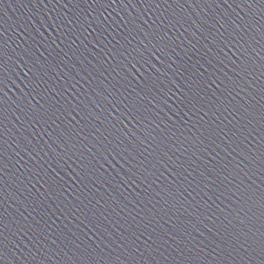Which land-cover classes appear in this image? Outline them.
Masks as SVG:
<instances>
[{"label": "water", "instance_id": "obj_1", "mask_svg": "<svg viewBox=\"0 0 264 264\" xmlns=\"http://www.w3.org/2000/svg\"><path fill=\"white\" fill-rule=\"evenodd\" d=\"M0 264H264V0H0Z\"/></svg>", "mask_w": 264, "mask_h": 264}]
</instances>
